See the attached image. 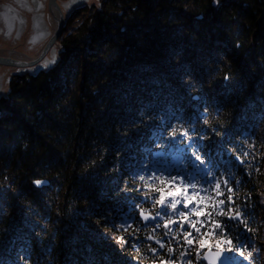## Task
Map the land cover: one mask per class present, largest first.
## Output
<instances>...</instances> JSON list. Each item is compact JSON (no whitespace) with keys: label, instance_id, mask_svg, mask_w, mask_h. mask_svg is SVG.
Listing matches in <instances>:
<instances>
[{"label":"trees","instance_id":"obj_1","mask_svg":"<svg viewBox=\"0 0 264 264\" xmlns=\"http://www.w3.org/2000/svg\"><path fill=\"white\" fill-rule=\"evenodd\" d=\"M152 172L204 187L227 179L230 207L245 223L199 197L178 206L187 220L161 211L160 193L139 179ZM141 209L156 219L145 222ZM208 212L244 253H228L233 264H264V0L79 8L55 63L14 73L0 97V264H206L184 232L199 236L190 222L211 231ZM170 218L177 222L164 227ZM218 237L203 238L215 249Z\"/></svg>","mask_w":264,"mask_h":264},{"label":"snow or ice","instance_id":"obj_2","mask_svg":"<svg viewBox=\"0 0 264 264\" xmlns=\"http://www.w3.org/2000/svg\"><path fill=\"white\" fill-rule=\"evenodd\" d=\"M28 0H23V3L25 6H27ZM33 2L37 3L39 7H42V4L39 3V0H33ZM32 10V9H29ZM39 8L36 9L38 11ZM21 25L25 23L24 20L21 19ZM34 28H39V25L34 24ZM22 30V29H21ZM45 33L41 32L39 36H34L33 39L30 41V43H36L39 42L40 39L43 38ZM19 36V33L17 35V38ZM170 135L175 136L176 132L175 130L170 133ZM182 135L187 136V132H184ZM195 156V159L200 161V166H197V173L201 171V166L204 165V161L201 159V157L196 154L195 152L193 153ZM205 176L211 175L210 171H205ZM195 173H189V181L193 179L195 176ZM139 179L144 182L145 187L151 189L152 191L159 192L160 195L159 197L155 200V204L159 205L161 208V211L167 213L168 209L172 210V214H178L181 217H184L185 220H187V213L184 211H179L177 213L178 206L183 204V207L185 209L189 208V205L195 200L197 197H199V201L197 204L204 202V201H210V204H206V207H210L212 212H215L217 216H224L227 217L229 221L232 220H239L240 223H245L243 220L240 219L241 214L239 211H236L233 213L230 205L232 204V188L228 187V180L227 179H214V186H213V181H208L207 183L210 185V187H204L202 184H198L196 182H186L184 176H172L171 179H169L167 176L163 175H157L155 172H152L149 176L145 177L144 175H140ZM152 181V183H150ZM159 181L161 185H164L167 187V185L171 184L173 186H183V192H172L168 191L167 193L165 192L164 187H155V182ZM37 185L41 184L42 181H35ZM238 183V182H237ZM221 184H223L229 193L227 197V202L229 205L228 211H225L224 205H225V200L224 199H218V197H221L224 195V192L221 191ZM189 189H191V194L189 195ZM212 192H215V196L212 195ZM203 193L204 195H201ZM190 212H193L199 217L201 214H204L203 209H200L199 211L197 210L196 207L191 208ZM212 212H208L206 215L208 219L211 221L209 224V227L211 228V231L207 233L201 234L200 228L196 226L195 222H190L191 227L195 230L197 234H199L198 237H192L191 233L189 232H184V239L186 241V244L188 246L193 245L194 242L198 243L199 248L196 250V257L197 260L205 259L208 261V264H233L234 257L230 256L228 253L230 252H239L240 255H244L242 251L238 247H234L232 244V240L227 237L226 235V226L224 223H222L219 220H216L212 217ZM140 215L144 220H155L156 217L151 216L150 214H146L143 209L140 211ZM157 216H160V213H157ZM176 220L173 219H168L165 221L164 227L168 228L169 225L176 223ZM201 226H203V222H201ZM246 226V225H245ZM124 231H128L129 228H131V225H127L125 227L124 225H121ZM159 227V225H157ZM181 230H183V225H180ZM219 230V237L215 240L214 242V247L215 251L212 250L213 245L208 243V240L204 239V236L207 237H215L216 232ZM155 229H153V232ZM169 232H171V229L169 228ZM166 233L165 235H167ZM121 242H124V238L121 236L119 237ZM148 239L150 240H156V243L159 244L160 248H164L165 244L157 239L154 235H149ZM208 247V252L203 253L201 256L200 249H203L205 247ZM139 251V249H137ZM150 251L153 254L157 253L156 248H151ZM174 249L169 247L168 252L171 253L173 252ZM187 250L184 252H181V258L185 255H187ZM247 259V257H245ZM161 264H165L164 261H161ZM186 264H192L191 260H188Z\"/></svg>","mask_w":264,"mask_h":264},{"label":"flooded vegetation","instance_id":"obj_3","mask_svg":"<svg viewBox=\"0 0 264 264\" xmlns=\"http://www.w3.org/2000/svg\"><path fill=\"white\" fill-rule=\"evenodd\" d=\"M97 1L99 0H39L42 4L39 7L33 0H28L27 6L23 0H0V54L12 61H31L38 57L56 33L60 21L59 8L65 16L62 32L40 61L33 65L0 64V80L5 74L11 76L14 73L34 72L55 63L60 52V38L72 14L79 8L92 6ZM21 19L25 21L23 26ZM34 24L39 25V28H34ZM41 32L45 33L43 38L39 42L30 43ZM2 95L0 92V97Z\"/></svg>","mask_w":264,"mask_h":264},{"label":"water","instance_id":"obj_4","mask_svg":"<svg viewBox=\"0 0 264 264\" xmlns=\"http://www.w3.org/2000/svg\"><path fill=\"white\" fill-rule=\"evenodd\" d=\"M59 12H60L59 13V15H60V21L58 22V25H57V28H56V33L52 36V38H51L50 42L48 43L46 49L38 57H36L35 59H33L31 61H19V62H17V61H12V60L4 57V56H1V54H0V64H2V65H4V64H6V65H16V66H18V65H33V64L37 63L38 61H40L42 59V57L45 55V53L47 52V50L50 47V45L60 35V33L62 32V29L64 27L65 16H64V14H63V12H62V10L60 8H59ZM9 75L10 74H5V76L3 77V79L0 80V89L3 87V85L5 84V82L7 81V79L9 78ZM161 153L162 152L160 150L155 152V154H161ZM39 181H42L41 184L47 183V180H45V179L39 180ZM41 184H39V185H41ZM145 213L146 214H150L151 216H153L151 213H147V212H145ZM144 221L148 223V222L152 221V219H149L147 221L144 220ZM212 250L215 251L214 249H212ZM206 252H208V250ZM203 260L206 261L207 264H208V261L207 260H205V259H203Z\"/></svg>","mask_w":264,"mask_h":264},{"label":"rangeland","instance_id":"obj_5","mask_svg":"<svg viewBox=\"0 0 264 264\" xmlns=\"http://www.w3.org/2000/svg\"><path fill=\"white\" fill-rule=\"evenodd\" d=\"M13 75V74H12ZM11 75V76H12ZM11 76H9V78L7 79V81L5 82V84L3 85V87L0 89V92L2 93V94H7L8 93V90H9V82H10V77ZM212 249H214V248H212ZM214 250H216V249H214ZM207 251V250H206ZM205 251V252H206ZM204 252V253H205ZM262 258H264V256H262ZM202 259V258H201ZM203 260V259H202ZM204 261V260H203ZM206 264H207V262L206 261H204Z\"/></svg>","mask_w":264,"mask_h":264}]
</instances>
